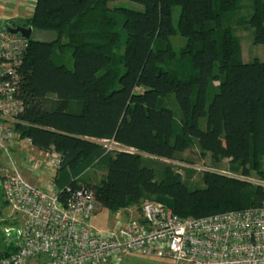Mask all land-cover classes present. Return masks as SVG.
<instances>
[{
    "label": "trees",
    "instance_id": "1",
    "mask_svg": "<svg viewBox=\"0 0 264 264\" xmlns=\"http://www.w3.org/2000/svg\"><path fill=\"white\" fill-rule=\"evenodd\" d=\"M111 1L35 0L26 20L4 21L58 37L28 39L18 67L23 111L14 128L38 151L60 156L53 184L61 199L67 188L85 186L111 215L131 208L141 215V203L152 200L195 218L260 206L258 184L206 170L204 186H192L191 169L183 177L169 162H156L180 160L195 138L214 162L228 158L231 173L262 174L264 60L244 62L225 24L240 0H129L140 10ZM250 1V13L237 22L253 28L264 51V0ZM176 34L185 39L178 52L170 41ZM169 94L178 120L163 101ZM102 139L133 151L106 152ZM95 169L103 170L97 181Z\"/></svg>",
    "mask_w": 264,
    "mask_h": 264
},
{
    "label": "built area",
    "instance_id": "2",
    "mask_svg": "<svg viewBox=\"0 0 264 264\" xmlns=\"http://www.w3.org/2000/svg\"><path fill=\"white\" fill-rule=\"evenodd\" d=\"M34 3L27 9L28 17ZM7 20L0 19V151L6 158L0 173L3 198L22 224L5 229L7 234L15 230L16 248L1 255L0 264H119L124 255L188 264H264V195L258 207L198 218L181 217L158 202L144 200L139 218L118 211L113 225L104 230L90 224L101 209L90 188H67L63 201L53 184L60 156L38 151L14 128L23 111L17 97L18 67L29 42L9 32ZM99 143L106 152L133 151L113 139ZM13 149L21 152L20 163L12 156ZM24 169L37 172L39 183L28 181ZM251 182L264 188L263 182Z\"/></svg>",
    "mask_w": 264,
    "mask_h": 264
},
{
    "label": "rangeland",
    "instance_id": "3",
    "mask_svg": "<svg viewBox=\"0 0 264 264\" xmlns=\"http://www.w3.org/2000/svg\"><path fill=\"white\" fill-rule=\"evenodd\" d=\"M251 4L250 0H240V9L235 12L234 16H232L229 20L225 21L226 25H229L233 28L235 36L239 39L241 50H242V59L244 62L250 61L254 58H258L260 60H264V51L263 46L261 44H256L253 41V28L245 25L238 24V18L242 16H248L250 13L249 5ZM109 6H124L128 8L134 9H142V6L136 2L129 0H112ZM179 13V7L174 6L172 10V20L174 25L177 24ZM21 22V20H19ZM170 41L173 45L174 51H179L180 48L185 44V39L181 37L179 34L172 36ZM218 82L214 81V85H217ZM212 92L211 89L208 90V101L211 99ZM164 103L168 108L173 111L174 118L178 120L179 111L175 102V98L173 94H169L165 98H163ZM199 126L201 129H206V119L202 117L199 119ZM193 145L189 147L187 150L181 153V159L175 160L176 162H169L173 169L178 171L183 177H185L186 168H189L193 171V175L191 176L190 182L192 186L203 187L202 181V173L206 170L204 168L209 169V171H215L222 174L234 175L236 177H243L246 181H254L264 183V156L261 158L260 170L262 174H258L256 171H250L249 174L243 175L241 173H231L228 168L229 159L222 158L220 162H214L209 153H204L200 150L197 140L192 138ZM159 163H166L164 160H157ZM5 163V161H4ZM189 165V167H184L183 165ZM191 165V166H190ZM103 173L102 169H95L91 173V178L93 181H97L100 175ZM1 176V175H0ZM125 216L127 218L136 219L139 218L140 215L138 212H135L133 208L129 209ZM114 223V215L113 219L110 221L108 227H111ZM22 220L19 215L14 214L11 211L9 205L4 202L3 194H2V186L0 179V253L4 251H11L13 246H15V230H12L7 234L5 232L6 228H16L21 226ZM119 264H188V263H177L169 259H158V258H149V257H139L135 255H124L121 257Z\"/></svg>",
    "mask_w": 264,
    "mask_h": 264
},
{
    "label": "crops",
    "instance_id": "4",
    "mask_svg": "<svg viewBox=\"0 0 264 264\" xmlns=\"http://www.w3.org/2000/svg\"><path fill=\"white\" fill-rule=\"evenodd\" d=\"M34 2L35 0H0V19H16L17 21L26 20L29 16V14L27 13V9ZM11 153L16 162L20 163L22 160L21 152L17 149H13L11 150ZM4 161L6 163V158L4 154L0 151V166L5 164ZM23 173L25 178L31 183H39L40 178L37 172L24 169ZM112 219L113 215H111L108 210L101 208L97 213H95L94 216L91 217L90 224L98 230H104L108 227Z\"/></svg>",
    "mask_w": 264,
    "mask_h": 264
},
{
    "label": "water",
    "instance_id": "5",
    "mask_svg": "<svg viewBox=\"0 0 264 264\" xmlns=\"http://www.w3.org/2000/svg\"><path fill=\"white\" fill-rule=\"evenodd\" d=\"M6 29L11 33H19L22 36L35 41V42H50L53 43L57 40V35L53 31H44L31 26H24L17 23L8 25Z\"/></svg>",
    "mask_w": 264,
    "mask_h": 264
}]
</instances>
